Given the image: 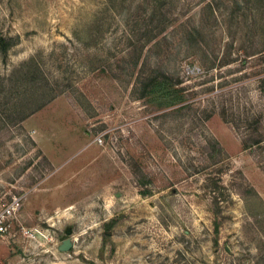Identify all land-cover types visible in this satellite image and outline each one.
I'll use <instances>...</instances> for the list:
<instances>
[{"label": "rangeland", "instance_id": "obj_1", "mask_svg": "<svg viewBox=\"0 0 264 264\" xmlns=\"http://www.w3.org/2000/svg\"><path fill=\"white\" fill-rule=\"evenodd\" d=\"M0 37L5 264H264V0H0Z\"/></svg>", "mask_w": 264, "mask_h": 264}, {"label": "built area", "instance_id": "obj_2", "mask_svg": "<svg viewBox=\"0 0 264 264\" xmlns=\"http://www.w3.org/2000/svg\"><path fill=\"white\" fill-rule=\"evenodd\" d=\"M22 206L21 198L14 195L0 211V241L8 239L12 235L14 221ZM0 264H5L0 255Z\"/></svg>", "mask_w": 264, "mask_h": 264}, {"label": "trees", "instance_id": "obj_3", "mask_svg": "<svg viewBox=\"0 0 264 264\" xmlns=\"http://www.w3.org/2000/svg\"><path fill=\"white\" fill-rule=\"evenodd\" d=\"M16 43V39L13 37H0V52L6 53L10 48H12ZM173 104V103H172ZM143 195H147L148 192H142ZM215 213H219L220 209H213ZM123 220V215H117L111 218L110 220L104 222L103 227H104V232H103V242L102 246L99 250V257L103 259L104 252H105V247L107 242L110 240L112 237V233L114 228L116 227L117 224H119ZM217 233L219 231L218 225L216 226Z\"/></svg>", "mask_w": 264, "mask_h": 264}, {"label": "water", "instance_id": "obj_4", "mask_svg": "<svg viewBox=\"0 0 264 264\" xmlns=\"http://www.w3.org/2000/svg\"><path fill=\"white\" fill-rule=\"evenodd\" d=\"M72 230L68 229L65 236L61 239V244L58 246V250L61 252H68L74 247V240L71 236Z\"/></svg>", "mask_w": 264, "mask_h": 264}]
</instances>
